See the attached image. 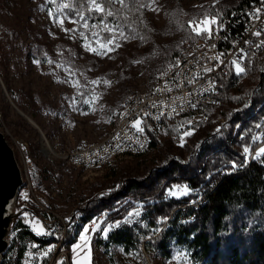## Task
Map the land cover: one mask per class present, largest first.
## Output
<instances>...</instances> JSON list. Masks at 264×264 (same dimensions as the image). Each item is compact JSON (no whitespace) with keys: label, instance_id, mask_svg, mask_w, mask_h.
<instances>
[{"label":"trees","instance_id":"trees-1","mask_svg":"<svg viewBox=\"0 0 264 264\" xmlns=\"http://www.w3.org/2000/svg\"><path fill=\"white\" fill-rule=\"evenodd\" d=\"M253 1L256 0H239L235 5L206 10L203 14L184 11L177 4L178 20L170 29L178 31L179 38L165 44L155 39V30L146 17L147 0H141L144 7L136 5L135 0H125L127 7L118 0L111 4L108 0H97L106 10L113 11L111 17L89 12V0H64L72 9L64 12L70 21H78L74 23L78 27L84 24L79 18L83 15L87 24H96L99 31L102 20L109 26H118L115 28L117 39L150 43L148 49L135 52L148 77L155 79L181 54L184 44L203 39L206 33L195 35L189 27L190 21L196 23L206 15H218L223 21L237 8ZM5 12L6 7L0 1V34L12 42L16 35L2 22ZM170 29L165 30L164 35H171ZM120 31L125 38L119 36ZM64 48L74 50L69 44ZM30 55L39 60L46 56L39 45H32ZM7 59L8 45H0V69L6 67ZM137 60L129 52L123 53V66L116 76L120 101L126 98L132 62ZM78 69L81 73L87 71L81 65ZM244 69L239 76L229 70L218 77L216 103L203 107L205 122L189 125L191 117L182 116L163 120L157 127L147 126L151 136L148 149L130 160L113 163L101 180L89 184L85 192L79 194L60 247L67 251L68 258L71 246L88 223L102 215L103 225L113 224L138 209L139 222L122 223L110 231L105 240L97 238L96 242L105 247H121L125 255L139 250L143 264L147 256L145 247L168 259L172 242L184 246L194 264H264V157L245 160L243 152L244 147L256 148L257 135L264 131V50L247 59ZM5 87L21 107L20 97ZM218 128L220 132L216 131ZM188 130L193 134L179 145L181 135ZM233 162L236 168L231 167ZM42 179L38 168L32 166L30 181L35 190L43 189ZM184 186L190 190L188 195H168L169 190ZM191 202L195 207L181 210ZM23 211L36 215L32 208ZM189 216L192 220L181 222ZM52 219L51 225L43 223L46 231L61 225L60 219ZM25 225L20 215L11 228L15 234L0 264H22L29 249L40 252L58 242L54 237L37 236ZM51 256H41L42 264H48ZM62 262L69 264V259Z\"/></svg>","mask_w":264,"mask_h":264},{"label":"rangeland","instance_id":"rangeland-1","mask_svg":"<svg viewBox=\"0 0 264 264\" xmlns=\"http://www.w3.org/2000/svg\"><path fill=\"white\" fill-rule=\"evenodd\" d=\"M0 1L6 7L2 22L16 35L14 41L8 42V39L0 34V45H8L7 65L0 69V132L14 152L23 179L22 188L12 204V212L23 215L25 221L35 217V234L50 238L54 237L53 233L55 234L58 226L55 230L46 231L43 223L51 225L54 221L52 218H55L67 224L74 215L79 194L84 193L89 184L101 180L105 173L72 168L61 157L83 140H101L110 130L123 102L133 94L151 88L154 78L148 77L142 60H137L138 54L135 52L148 49L150 43L141 44V41L137 40L125 42L116 38L114 44L108 46L113 48V51L107 52L106 55H97L86 50L85 45L106 52L107 49L101 48L100 45L112 36L92 28L91 25H88V28L83 25L76 26L66 16L65 9L61 8V5L65 4L64 0ZM238 1L147 0L146 17L155 30L156 41L165 44L178 37V31L170 29L178 20L175 16L177 4L184 11L203 14L206 10L222 9L235 5ZM49 11L53 13L52 17L48 15ZM60 19L63 20L62 25L59 23ZM201 20L203 19H197L196 23ZM213 27L216 26H211ZM73 29L75 31H72ZM168 29L171 35H164ZM94 32L97 33L96 36L92 35ZM80 33L84 35L81 36ZM65 44L71 45L74 50L64 48ZM115 44L120 47H115ZM32 45H39L46 54L45 59L39 60L30 55ZM127 52L137 61L132 62L126 98L120 101L116 76L123 66V53ZM80 65L87 69L85 73L79 72ZM93 81L96 83H92ZM5 86L14 96L20 97L21 107L16 105ZM80 94H83V98H80ZM86 100L88 103L84 102ZM188 137H184L183 141L180 139L179 145H183ZM34 165L43 176L41 191L35 190L30 181ZM26 170H29L28 182L25 177ZM180 195V192L176 193V197ZM28 208L34 209L36 215L25 216L24 213L28 212L23 210ZM132 220L139 222L140 216L133 217ZM102 221L103 218L95 220L101 227L110 225H103ZM84 227L91 229L94 224L91 221ZM41 228L46 234H37ZM11 233L10 230L9 235ZM88 235L91 244L89 257L80 254L81 249L73 251V245L80 243L79 236L71 246L69 258L67 251L60 248L64 239L59 242V239L54 237L58 242L45 250L35 252L29 249L27 252H31L33 256L29 258L25 254L22 264H25L26 259L29 264H42L40 257L44 256V252L50 247L52 251L48 254L52 256L48 264L56 255L61 254H64L62 261L69 259V264H72L73 260L86 259H90V264H143L139 250L125 255L121 247L99 245L96 239L105 240L103 233L90 231ZM170 250L171 256L163 259L145 247V264H194L184 246L172 242Z\"/></svg>","mask_w":264,"mask_h":264},{"label":"built area","instance_id":"built-area-1","mask_svg":"<svg viewBox=\"0 0 264 264\" xmlns=\"http://www.w3.org/2000/svg\"><path fill=\"white\" fill-rule=\"evenodd\" d=\"M221 22L223 31H218L216 26L212 28L211 38L206 33L200 42L184 44L181 54L175 56L168 67L157 75L150 89L127 98L110 130L101 140H83L61 159L72 168L104 173L116 161L130 160L148 149L151 136L147 126L157 127L163 120L182 116L191 117L189 125L205 122L203 107L216 103L218 77L229 70L235 71L233 60L245 68L247 59L254 58L264 50V46H260L264 41V0L237 8ZM256 32H261V35L256 36ZM165 72L167 75H164ZM136 119L142 121L143 132L133 127ZM260 147H264V131L258 133L257 147L249 151L247 160H251ZM28 172L25 171L27 182ZM195 205L191 202L181 210L186 211ZM190 220L192 216L181 222ZM35 222L36 218L33 217L25 224L29 230H33ZM66 232V224L62 221L53 236L60 242ZM14 234L12 232L8 236L9 244ZM63 257L64 254L56 255L50 264L62 261Z\"/></svg>","mask_w":264,"mask_h":264},{"label":"snow or ice","instance_id":"snow-or-ice-1","mask_svg":"<svg viewBox=\"0 0 264 264\" xmlns=\"http://www.w3.org/2000/svg\"><path fill=\"white\" fill-rule=\"evenodd\" d=\"M90 4H91V8L89 9V12H95L97 14H102V15H105L107 17H111L114 15L113 11L111 10H106V8L104 6H102L100 3L97 2V0H89ZM113 2H116V0H108V3L111 4ZM118 2L124 6V7H127V5H125V0H118ZM135 4L138 5L139 7H144L145 5H143L141 3V0H135ZM61 8L63 9H68L69 11H71L72 9L70 8L69 4L65 3V4H62L61 5ZM138 10V9H137ZM259 11V10H257ZM48 15L50 17L53 16V13L51 11L48 12ZM80 20H83L84 21V24H83V27L85 28H88V24H87V21L85 19V17L83 15H80ZM222 21V17H218V15H214V16H205V18L203 20H201L199 23H194L192 21L189 22V27L192 28V31L194 32L195 35L197 36H200V35H203L205 33H207L208 35V38H211L212 36V28L211 26H217V30L218 31H223L224 29V25L223 23L221 22ZM73 23H77L78 21H71ZM59 23L62 25L63 24V20L60 19L59 20ZM101 25H102V28H101V31H106L108 33H112V38L110 39H107L106 40V43H102L100 45L101 48L103 49H107L106 52H100V51H97L96 48H93V47H89L87 44L85 45L86 47V50L88 51H92L94 53H96L97 55H106L107 52H110V51H113L114 49L113 48H110L108 47L109 45H112L114 44L115 42V39H116V35H115V28L118 27V26H109L108 24H105L103 22V20L101 21ZM92 28H97L98 26L96 24H93L91 25ZM65 31H68L67 29H65ZM72 31H75V29H73ZM81 36L84 35V33H80ZM93 36H96L97 33H93L92 34ZM256 36H260L261 35V32H256L255 33ZM119 36L121 38H125L124 37V33L123 31H120L119 32ZM260 46H264V41H262V44ZM115 47H120L119 44H115ZM214 47V46H213ZM259 47V46H258ZM217 59H219L217 57ZM241 59H243V57H241ZM36 63H39V61H34ZM49 63H51V61H49ZM232 64L234 65V68H235V72L236 74L239 76L240 74L244 73L245 69L243 67H241V65L239 63H237L236 60H233L232 61ZM179 65V61H177V66ZM205 71H211V69H205ZM164 75H167V72L164 73ZM92 83H96V81H93ZM105 83L107 84L108 81H105ZM189 83H191V81H189ZM239 99V98H237ZM85 103H88V101H84ZM248 105H245V107H247ZM193 107H195V105H193ZM173 111H175V109H173ZM147 115V113L145 114ZM157 119H159V117H156ZM141 123L142 121L140 119H136L133 127H135L137 129L138 132H143L144 129L141 127ZM188 123H191V121H189ZM256 127H261V125H256ZM217 132H220L221 129H217L216 130ZM193 133L191 130L189 131H185L183 133V135H181L180 139L181 141H183L184 137L186 136H191ZM250 149L248 147H244L243 148V152L246 154L245 155V160L248 159V156L247 154L249 153ZM262 157H264V147H260L258 151L255 152V155H254V159H261ZM231 167L232 168H236L237 165L235 162H233L231 164ZM189 189L187 186H184L183 189H180V188H176L174 190H169V195L170 196H173L175 197L176 196V193L177 192H180L181 195H188L189 194ZM25 216L28 215V213H24ZM140 216V211L137 209L135 212H128L127 213V217L123 220V221H117L113 224H110L106 227H101L99 224H97L95 221H93V224H94V227H92L91 229H89L88 227H84L81 232L79 233V241L80 243H77L75 245H73V251L75 252L77 249H81V253L80 254H84L86 257H89L90 256V251H91V244H90V236L88 235V233L91 231L92 233H97V232H101L103 233L104 235V238H107L110 231L112 230H115L117 228H119L121 226L122 223H127V222H130L132 221V218L133 217H138ZM38 235H43V234H46L44 231H43V228H41V231L37 232ZM37 246L36 245H33V248H36ZM87 250V251H85ZM52 251V248H48L47 251L44 252V256H47V254L49 252ZM33 256V254L31 252H27L26 253V257H29L31 258ZM25 264H29V260L26 259L25 260ZM58 264H63L62 261L58 262ZM72 264H90V259H86L84 261H81V260H73Z\"/></svg>","mask_w":264,"mask_h":264},{"label":"water","instance_id":"water-1","mask_svg":"<svg viewBox=\"0 0 264 264\" xmlns=\"http://www.w3.org/2000/svg\"><path fill=\"white\" fill-rule=\"evenodd\" d=\"M22 185L14 152L0 132V263L9 245V232L20 216L12 212V204Z\"/></svg>","mask_w":264,"mask_h":264},{"label":"bare ground","instance_id":"bare-ground-1","mask_svg":"<svg viewBox=\"0 0 264 264\" xmlns=\"http://www.w3.org/2000/svg\"><path fill=\"white\" fill-rule=\"evenodd\" d=\"M28 120V122L30 123V124H32V125H34V127H37L30 119H27ZM26 226V225H25Z\"/></svg>","mask_w":264,"mask_h":264}]
</instances>
